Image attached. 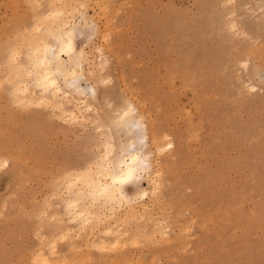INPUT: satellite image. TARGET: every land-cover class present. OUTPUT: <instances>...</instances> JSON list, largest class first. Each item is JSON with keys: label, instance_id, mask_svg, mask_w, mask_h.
I'll list each match as a JSON object with an SVG mask.
<instances>
[{"label": "rangeland", "instance_id": "374dc122", "mask_svg": "<svg viewBox=\"0 0 264 264\" xmlns=\"http://www.w3.org/2000/svg\"><path fill=\"white\" fill-rule=\"evenodd\" d=\"M60 17L94 97L26 75ZM130 106L152 169L93 201L81 180L119 159ZM0 264H264V0H0Z\"/></svg>", "mask_w": 264, "mask_h": 264}, {"label": "bare ground", "instance_id": "6f19581e", "mask_svg": "<svg viewBox=\"0 0 264 264\" xmlns=\"http://www.w3.org/2000/svg\"><path fill=\"white\" fill-rule=\"evenodd\" d=\"M64 4H62V5H64ZM66 7H67V5H66ZM51 8H53V7H51ZM53 9L55 10L56 8L54 7ZM60 10L62 11V8L59 9V11ZM59 11L57 13H54V14H60L61 11L60 12ZM60 19H61V17H60ZM48 20H50V19H48ZM44 21H47V20H44ZM60 21H61L60 24L56 23V24H58V28H57L58 30L52 29L53 28L52 26H51L52 28L50 27L48 29V30L52 29L51 35H50L51 39H52L51 41L49 39L48 40L46 39V38H48L47 35H49L50 31H49V33L45 34L46 38H44L45 36L41 35V33L38 35H41L42 38L37 35L38 32L35 33V35L38 36V38L33 37V39L34 38L35 39L32 41L33 42L32 46L29 45L31 47V53L27 50L28 56L26 55L27 59L29 57H31V58H29L30 59L29 62L26 61V64H28V63L31 64L32 69H34V71H33L34 73L32 72L33 73L32 74L31 71L28 69L29 72L26 73V75H34V81L37 84V86H39V88L42 89L44 91V93L46 91H49V90L51 92V90H52L55 97L57 96L56 95L57 93L59 94L60 92H62V88H61L60 82H59V80L61 78L64 80L65 85H68L69 87L72 88V89L70 88L71 90L69 92L77 93L78 96H83L85 98L92 97L93 95L96 96V90L94 88H92V87L83 88L80 84H78V85L76 84L77 81L82 77L80 75L81 73L79 74V70H81V71L83 70L82 69L83 63H84V61H86L85 52L83 50H78L76 48V44H75L76 29L78 30V28H75L74 25H71L69 20L65 21V17H64V19H61ZM38 25L40 26L41 24L39 23ZM53 30L55 32H53ZM26 39H28V38H26ZM29 54L31 56H29ZM65 57L74 59L75 64L72 68H69L65 65V60H64ZM22 65H20V66H22ZM10 67H11V65L9 66V68ZM24 67H25V64H24ZM18 69H20V68H18ZM20 77H21V75H20ZM30 78L31 77L29 76V79ZM32 83H34L33 80H32ZM13 87H15V86H13ZM18 89H16V92L18 91ZM88 90H89V92H88ZM19 92H20V95H22L21 97H23V95L26 94L25 93L26 87L24 89H20ZM63 93H65V92H63ZM41 96L38 97V100H39V98L41 100L42 97H46V96H42V97ZM29 99H27V101ZM42 100H44V99H42ZM17 101H19V99ZM45 101H43V102H45ZM52 104L54 105V103H52ZM60 106H61V104H60ZM89 106H87V107H89ZM52 107H54V106H52ZM133 113H134V109L130 106V108L124 110L120 115V120H121L122 126L124 128V131H126L127 135H129L128 136L129 140L127 139L128 140L127 144L122 149V152H121L119 159L116 162H113L109 156V153L111 152L110 151L111 149H109L107 151L105 159L102 161V163L97 164V170H96L95 176L94 177H83L81 180L82 185L86 188L85 190L87 191L88 196L91 197L93 201L95 198L100 197V198H103L104 201H107L108 203L110 202L112 204V206L119 205L121 203V201H123V200H125V202L129 201L128 195L126 194L125 187H127L129 184H131L135 181L137 182V180L142 178L144 175H147L150 172V170L152 169L151 162L149 160L150 157H148V154L143 149L144 144H146V138H147L146 133H145V129H144L142 123H140L138 120H135V118L133 117ZM67 178H69V177H67ZM67 178H66V180H67ZM80 179H81V175L76 176V180H80ZM68 180H67V182H70ZM71 180H73V179H71ZM68 184L69 183H67V186H68ZM65 185L66 184H64V186ZM69 186L71 187V183L69 184ZM63 188H65V187H63ZM82 196H84V191H81V189L78 188L77 190L74 191V197L72 199H70L69 201L67 200V202H65V201L64 202L66 203L65 207L69 211H70V209L73 210L74 215L81 218V222L83 223L84 221H87L86 214L89 215V213L84 214L86 212L85 209H83V208L80 209V207H79L82 205L81 204L82 201H81V203H78L79 202L78 200ZM83 201H84V199H83ZM126 203H128V202H126ZM70 214H73V213H71V211H70Z\"/></svg>", "mask_w": 264, "mask_h": 264}]
</instances>
